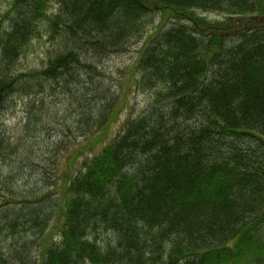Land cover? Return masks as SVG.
I'll return each instance as SVG.
<instances>
[{"label":"trees","instance_id":"trees-1","mask_svg":"<svg viewBox=\"0 0 264 264\" xmlns=\"http://www.w3.org/2000/svg\"><path fill=\"white\" fill-rule=\"evenodd\" d=\"M34 1L23 0L21 18L10 23L14 24L13 34L7 39L11 48L26 25L33 24L32 17L37 15ZM57 1L62 4L58 11L70 19V28L87 29L89 36V31L101 33L107 39L116 37L121 29L128 33L141 27L140 22L151 13L134 0ZM249 1L159 0L161 6L154 3L158 10L152 11L160 14L164 26L154 31L150 41L154 46H148L136 58L135 66L145 77L164 84V93L171 99L172 109L167 107L168 110L172 113L182 106V113L190 119L186 127L173 123L165 107L157 108L160 102L150 100L139 116V124L126 129L129 122L125 121L116 135L110 134L109 123L119 114L117 105L121 103L110 105L108 87L103 84L95 89L100 90L99 95L90 96L88 90L93 88L84 81V87L74 90L76 101L79 94H88L104 120L84 114L85 124L74 128L88 144L100 137L107 141L93 158V165L78 169L74 176L66 162L77 154L72 152L62 159L57 170L62 174L58 176L60 189L50 198H44L47 191L31 187L28 182V173L36 171L34 164L40 161L41 150L32 147L38 133L31 129L14 139L13 133L12 142H5L0 132V157L19 154L20 166L30 167L16 168L17 174L12 177L3 176L0 239L17 222H42L48 223L45 228L51 226L46 236L53 241L37 247L36 257L55 264H150L148 256L159 264H264V143L260 140L257 144L252 137L264 136V28L260 27L264 0H254L253 5ZM207 9L227 14V23L233 15L245 16L246 22L231 35L227 32L230 27L217 28L201 16L200 10ZM250 14L256 15L257 20L250 19ZM106 22H110L109 29L104 26ZM184 23L195 27V36L182 27ZM198 35L202 41L196 40ZM73 47L61 51L58 57L53 53L45 56L49 63L34 70L33 77L41 75L45 85L56 87L55 90L68 83L77 85L80 74L75 68L80 55L76 53L80 51L78 45ZM2 59L10 61L4 54ZM133 64L134 61L130 65ZM6 66L18 72L17 78L27 77L15 65ZM6 87L0 85L1 118L9 107ZM64 95L72 99V95ZM47 99H36L38 112L49 104ZM38 115L36 111L28 120L39 121ZM42 144L46 147L44 139ZM67 147L61 146V153ZM123 153L135 158L137 153L144 156L142 171H133L121 162ZM114 170L123 175L124 190H113L105 182L104 175L112 176ZM94 175L102 177L94 182ZM128 186L132 192H126ZM27 188L40 200L21 204L28 206L22 209L21 194H26L22 191ZM230 197L240 201H228ZM71 215H77L80 222L75 223ZM56 233L66 244L54 243ZM171 237L179 243L167 254L162 249ZM23 238L11 243L0 241V261L7 256L10 260L16 258L18 264L20 258L27 257L33 243L27 241L31 236ZM183 239L188 245L181 242Z\"/></svg>","mask_w":264,"mask_h":264},{"label":"bare ground","instance_id":"bare-ground-1","mask_svg":"<svg viewBox=\"0 0 264 264\" xmlns=\"http://www.w3.org/2000/svg\"><path fill=\"white\" fill-rule=\"evenodd\" d=\"M4 1L6 2L5 5L0 3V21L4 22L0 23V30L5 31L4 34L0 32V85L8 87V89L7 87L4 88V93L7 89L6 99L8 102V106L12 108L15 104L21 102L23 108L22 113L20 115L16 114L11 120L7 121L6 117L1 118L0 116V132L5 142H8V140L12 142L11 138L13 133L18 135H26L31 129L38 134L40 133V135L42 136L44 135L43 139L46 147H43V144L42 146H40V141H42V139L38 137H36L32 142L33 149L42 150L38 154V158L42 161L43 164H35V170L42 180H44L46 177L48 178L49 176H52V174L56 172L51 164L48 165V162H50V160L47 161L48 159H50V157L55 158L56 153L61 156V160L67 159L69 153L73 152L77 154V157H74L73 160H69L66 162V166L71 169V175L74 176L76 175V171L78 169L82 171V169H85V167L88 168V164L92 166L93 158H95L96 156V153H93L92 151L97 150L98 147H103V140L101 137L95 139L92 143L89 144L85 142L86 139H83L84 137L75 142H73L74 139H71L74 127H81L85 124L83 118L84 114L89 117H98L97 119H99L98 121L100 122H103L104 120V118L100 115V111H98L99 108L97 104L93 103V101L90 100L89 95L79 94L78 101H76L74 95L76 94V91H74L77 87L76 83H68L66 85L63 84L64 86H57V84H55L59 88L55 90L56 87L50 89V87L45 85L44 78L41 75L33 77L35 73L34 70L37 71V69L43 68L46 62L49 63V60L45 57L48 56V54L53 53L58 57L60 56L59 53L61 51L65 52L72 46H74L73 48H75L78 45V51H80V53L77 52L76 54L80 55V60L76 63L77 65L75 71L80 74L79 77L82 79L80 82L85 81L90 87H92L93 89H97L101 86V84L105 85L104 83H106L107 85V83H113L111 81V75L114 71H118L119 69H115L112 63L117 62L118 65L122 64L121 66H124V62L119 61L114 57L122 55L120 51L128 52V50L134 49L132 52L126 53L130 57H134V64L130 74H128L127 76H124L121 73L117 75L116 79L118 82L115 84H117L118 90L121 93L129 90L133 92L135 91L137 94H144L149 101L156 100L160 102L161 107H165V111L168 113L169 120L174 121L173 123H176L181 127H186V122L188 121L189 117L182 113V106H178L175 110H173V114L168 110L171 105V99L169 98L170 100H168L166 94L164 93L165 87L162 86L164 84L157 81V79L155 80V78L145 77L142 70L138 69L137 65L135 66L136 58L140 56L148 46H154V44L150 42L151 37L153 36L152 32L146 33L143 39H140L139 37L143 33V31H145V28L136 26V28L132 29L131 32L128 33L123 31V29L119 30L115 35L116 37H113V39L110 37H108L107 39L104 36L99 35L101 33H93L91 31H89V36L88 33H85L86 31H88L87 29H74L69 27L70 19L68 15L64 12L58 11V8L62 5L61 2H58L57 0H35L34 8L35 12H37V15H34L32 17L33 24H30L29 26L26 25L21 38L11 48L7 39H9L10 35L13 34L12 28L14 24L11 26L10 23H12L17 18H21L22 12L20 11V5L24 4L23 0ZM134 2L135 4H141L144 9L147 8L149 13L152 10H158V6H156L154 3H157L159 6H161L159 0H134ZM249 3L253 5L254 0H250ZM204 12L206 14H208L209 12H216L217 16H215L214 19L207 18L208 21L215 25L217 28L220 27L223 30H227L228 27H230L227 32H231V35L238 31L241 23L244 24L246 22L245 16L233 15L232 19H230L227 23L226 19L228 15L223 12L214 11L211 9H207ZM110 15L112 16L114 15V13L111 12ZM250 15V19L257 20L256 15ZM177 22L179 24H182V22L180 21ZM104 26L109 29L110 22H106ZM182 27L184 29H186L187 27V31L190 35H196V31L193 29L195 27L191 23H184ZM260 27L264 28V21L262 22ZM154 29V24H151V27H148V30L154 31ZM102 32L108 33L107 31ZM202 39L203 38L201 35H198L196 38V40L198 41H202ZM68 42L70 43L69 46H67ZM2 45L5 49L2 47ZM93 50L95 52L91 53ZM3 54L10 57L9 62H4V60L2 59ZM24 55L34 56V60H37L35 65H38V67L23 66L24 61L22 60V57ZM7 64L15 65L19 73L23 77H27L22 79L17 78L18 72L11 67L7 68ZM122 70H120L119 72H122ZM9 84L10 86H8ZM159 84H161V86L156 87ZM145 93L149 94L146 96ZM64 94H70L72 95V99L73 97L74 99L69 100L68 97ZM37 98H48L50 100V104L43 107L44 110L38 112V104L36 102ZM145 107L146 105L140 109L136 108L134 113L133 110L132 112L126 111L125 113L123 112V110H120L119 114L116 115L117 119L115 118V121H120V124H124L125 121H128L129 124H127L126 129L129 128L132 124L137 125L140 121L139 116L144 112ZM72 110H75L74 112H76V115H78V121L72 120L70 118L72 115L69 116V114L72 112ZM36 111L37 113H39V121H37L36 118H31L30 120H28L31 114H36ZM52 113H56V116L58 117V120H55V122L50 119V114ZM67 121H70V123H67ZM75 122L76 124H74ZM252 137L256 140L257 144L260 140V143H264V136L258 139L256 135L252 134ZM65 144L68 147L63 151V153H61L60 148ZM183 155L186 156L187 153ZM143 158L144 156L141 157L139 153H137L136 158L134 156L132 157L129 153H123L121 162L130 165L133 171H142L144 163ZM10 160L12 162H9ZM12 163H14V165ZM20 163L21 159L19 154L14 153L10 156L4 155L0 157V186L4 183L3 176L6 178L12 177L17 174L16 168L20 167L21 170L27 166H20ZM206 167H208V165H206ZM29 169L30 167L27 166L26 170ZM58 175H62L61 172H59ZM101 177L94 175V182H97V180ZM104 177L105 182L108 184V186L114 187L113 190L125 189V184L123 183L125 182V180L123 175L119 171L114 170L112 176L104 175ZM216 183L217 182H215L212 187H214ZM129 187L130 186L127 187L126 192H132L130 189H128ZM29 191L30 189L28 188L27 191H22L23 193H26L21 194L24 198L20 200V208L22 209H26L28 208V206L24 207L21 206V204L28 205L32 202L40 200L38 196L33 195ZM31 191L35 192L33 190ZM228 201H235L238 203L240 199L238 197H230ZM10 214H12V212L8 213V215ZM78 216H82L81 213H79ZM78 216L75 215L74 217L73 215H71L70 219H74V222L78 223L80 222ZM12 219H14V217ZM45 225H48V223L38 222L29 224L24 222H17L16 226L10 229V233L2 236L0 241L7 243L15 241L18 242L23 237L29 238L31 236L30 240H26L31 244L33 243L32 245L34 246V248L30 251L27 257L20 258L18 264H55V262L53 261H48L47 259L43 260L42 257H36V249L38 247L37 242L39 245H41L42 243L46 244L47 241H53L51 237L48 238V235L46 236V234H48L49 227L51 226L49 225L48 228H45L43 227ZM154 228L157 229V227ZM30 229H32V232L30 231ZM50 236H53V232L50 233ZM54 236V243L59 242L61 246L66 244V240H64V238L61 237L60 234L57 235L56 233L54 234ZM102 236L103 238H106V235ZM183 241L185 245H188V241L183 239L181 242ZM165 243V246L163 247H165L166 250L164 248L162 250L163 252L169 254L170 252H167V250L172 249L173 247L178 245L179 242L174 237H171V240H169L166 244ZM0 255H2V253H0ZM147 258L151 260L150 264H159L158 260L154 257L148 256L146 257V259ZM13 259L16 264V258ZM6 261H8V257L3 256L0 264H3ZM11 261L12 260H10V262Z\"/></svg>","mask_w":264,"mask_h":264},{"label":"rangeland","instance_id":"rangeland-1","mask_svg":"<svg viewBox=\"0 0 264 264\" xmlns=\"http://www.w3.org/2000/svg\"><path fill=\"white\" fill-rule=\"evenodd\" d=\"M51 1H53V0H51ZM0 3H2L3 5L6 4V2L4 0H0ZM200 14H201V16H206L209 19H214L215 16H217V13L216 12H209L208 14H206L203 10H200ZM0 17H1V15H0ZM143 21L144 22H140V24H141V27H144L145 28V31H143V33L140 35V37H139L140 39H143V37H144V35L146 33L152 32V34H153L154 31H156L159 28V26H164V24H163L164 22L161 20L160 14L159 13H155V11H151V13L149 14V16L145 20H143ZM0 23H4V22L3 21H0ZM151 24H154L155 25L154 31L148 30V27H151ZM169 25H171V24H169ZM133 50L134 49L128 50V52H126V51H120V53L122 55L115 56L114 57L115 59L124 62L123 63L124 66H121L122 64L121 65H118L117 62L112 63L113 67H115V69L118 68L119 70L118 71H114L113 74L111 75L112 76V80L111 81L113 82L112 84H108L107 83V85H106V83H104L105 86L108 87L107 90H108V97L110 98V105L115 106V104L121 103V104H119L117 106H119V109L120 110H123L124 113L126 111L132 112V110H133V113H134L135 110H136V108L140 109V108H142L145 105L147 107L148 106V103H149V100L145 97L144 94H137L135 91L133 92V91H130V90L121 93L118 90V88H117V84H115V83L118 82L117 79H116L117 78V75H119L120 73L123 74L124 76H127L128 74H130V72L132 70V67H133V65H130V63L132 61H134V59H133L134 57L132 58L129 55H127L126 53H130ZM33 57L34 56H31V55H24L22 57V60L24 61L23 62V66H34V67H38V65H35V63L37 62V60H34ZM122 68H123V70H122ZM120 70H122V72H119ZM76 79L78 81V84H77L78 86L76 88L84 87L85 82L84 81L83 82H80L82 80L80 77H76ZM159 86H161V84H159L156 87H159ZM109 88H110V90H109ZM89 92H91V93H89ZM100 93H101L100 90H98V91L95 90V89L94 90L92 89V91L88 90V94L90 96L92 94L99 95ZM145 94L147 96L149 93H145ZM48 102L50 104V101H48ZM110 105H109V107L112 108V106H110ZM159 106H161V105L159 103H157V106L156 107L158 108ZM22 108H23L22 107V103L21 102H18L17 104L14 105V107H12V108L11 107H8L6 113L4 114L3 117H6L7 118V121L8 120H11L16 114H19L20 115L22 113ZM74 111L75 110H72V112L69 114V116H71L74 113ZM121 115H123V114H121ZM56 118H58L56 116V113L50 114V119L53 122H55ZM70 118L72 120H75L76 121L77 115L75 114V115L71 116ZM121 118H122V116H121ZM116 119L112 120L111 123H109V132H110V134L113 133L114 135H116L115 133L120 129V127L122 125V124L119 123L120 121H115ZM67 123H70V121H67ZM74 124H76V122ZM16 136H18V134H15L14 133L13 134V139ZM43 136L40 135V133L36 135V137L42 138V139H43ZM80 137L82 138V135H80V131L78 129L74 128L73 134L71 136V139H74L73 142L79 141L80 140L79 139ZM102 140H103V145L106 144L107 139L105 140L102 137ZM101 148L98 147L97 150H94L92 152L93 153H99L100 150H101ZM38 151H40V150H38ZM60 157L61 156L59 154H56L55 158L54 157H50V159L47 160V161L50 160V162H48V165L51 164L52 167H54V169L56 171V173L52 174V176H49L48 178L46 177L44 180H42L40 178V176L38 175L37 171H33V173L31 171L30 173H28L30 175V179L28 178V182L31 183V187L40 188L44 192L47 191V195H45L44 198H47V197L50 198L51 195L52 196L56 195L57 194V190L59 191V189H60V186H59L60 185V180L58 178L59 175H58V172H57V170H59V166H62L61 164H63V162H62V160H61ZM35 163L36 164H38V163L43 164L41 160L40 161L38 160ZM29 189H31V188H29ZM48 192H49V194H48ZM40 194H42V193H40ZM54 198H57V197H53V199ZM37 246L40 248V245L38 244V242H37ZM33 248H34V246L31 245L28 248V252H30ZM11 260H12L11 261L12 263H15L14 259H11ZM7 262L8 263H3V264H12L10 262V259H8Z\"/></svg>","mask_w":264,"mask_h":264}]
</instances>
